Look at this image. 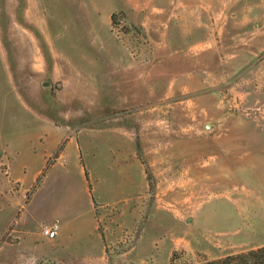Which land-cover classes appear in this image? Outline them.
<instances>
[{"label": "rangeland", "instance_id": "obj_1", "mask_svg": "<svg viewBox=\"0 0 264 264\" xmlns=\"http://www.w3.org/2000/svg\"><path fill=\"white\" fill-rule=\"evenodd\" d=\"M23 42L30 103L5 58ZM108 124L131 128L148 190L113 141L90 174V126ZM261 246L264 0H0V264H185Z\"/></svg>", "mask_w": 264, "mask_h": 264}, {"label": "crops", "instance_id": "obj_2", "mask_svg": "<svg viewBox=\"0 0 264 264\" xmlns=\"http://www.w3.org/2000/svg\"><path fill=\"white\" fill-rule=\"evenodd\" d=\"M7 53L5 52V58L8 59L9 64L6 63L8 68V77L11 78L13 83V88L16 96L19 100L24 101V97H27L30 103V92H31V80H30V43H26V55H25V43L19 47L22 50V54H17L16 58L12 55V48L8 45L5 47ZM12 55V57H11ZM21 55V56H20ZM5 59V60H6ZM90 174L94 171L98 174L100 162L105 161L107 151L110 150V144L112 141L116 142V146L119 155L123 159L128 161V171L131 173L135 182V173L139 171V185L140 188L149 189V183L147 180L146 170L144 164L138 154L137 143L131 128L124 125H102V126H90ZM109 144V145H108ZM80 158V148H78V154ZM109 159V158H108ZM82 172L86 175V170L81 168ZM134 173V175H133ZM130 175V176H131ZM144 178V182H143ZM22 177L15 178L14 182L21 181ZM133 186V185H132ZM133 188V187H132ZM137 188V187H136ZM135 189V187H134ZM143 190V191H144ZM95 198L92 199L91 205L94 208V215L96 217V209L100 208L108 202L104 199L103 192L95 191ZM97 205V206H96ZM62 228V226H61ZM60 233V232H59ZM59 235V234H58Z\"/></svg>", "mask_w": 264, "mask_h": 264}, {"label": "trees", "instance_id": "obj_3", "mask_svg": "<svg viewBox=\"0 0 264 264\" xmlns=\"http://www.w3.org/2000/svg\"><path fill=\"white\" fill-rule=\"evenodd\" d=\"M43 46V44H42ZM177 253L173 256L172 263L176 264ZM185 264H264V246L252 248L246 252L228 254L215 259H203L199 263Z\"/></svg>", "mask_w": 264, "mask_h": 264}, {"label": "built area", "instance_id": "obj_4", "mask_svg": "<svg viewBox=\"0 0 264 264\" xmlns=\"http://www.w3.org/2000/svg\"><path fill=\"white\" fill-rule=\"evenodd\" d=\"M61 226V221L59 219H55L52 223L44 227L43 232L48 238L53 239L58 236Z\"/></svg>", "mask_w": 264, "mask_h": 264}]
</instances>
